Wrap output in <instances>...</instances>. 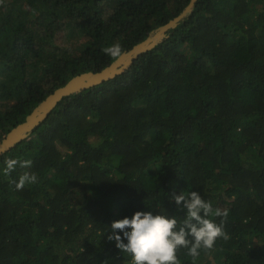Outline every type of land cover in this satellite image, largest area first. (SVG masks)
Returning a JSON list of instances; mask_svg holds the SVG:
<instances>
[{"label":"trees","instance_id":"1","mask_svg":"<svg viewBox=\"0 0 264 264\" xmlns=\"http://www.w3.org/2000/svg\"><path fill=\"white\" fill-rule=\"evenodd\" d=\"M188 2L0 0V139L70 78L109 65L105 47L130 49ZM16 157L31 167L5 176ZM24 172L37 183L17 189ZM180 191L228 211L230 238L195 264H264V0H197L168 39L62 98L2 154L0 264H130L111 223L182 220L168 197Z\"/></svg>","mask_w":264,"mask_h":264},{"label":"clouds","instance_id":"2","mask_svg":"<svg viewBox=\"0 0 264 264\" xmlns=\"http://www.w3.org/2000/svg\"><path fill=\"white\" fill-rule=\"evenodd\" d=\"M104 52L112 58H118L122 55V48L117 43L105 47ZM31 165V160L9 158L5 161L3 174L10 176L17 166L30 168ZM37 180L35 173L24 172L16 188L22 189L25 184H35ZM168 197L175 202L178 210L181 206L186 209L182 220L166 212L154 215L151 211H136L130 218L124 217L111 223L107 239L114 241L120 252L131 257L130 264H181L177 252L182 248L187 250L192 264H195L200 250H211L218 239L230 238L224 230L227 210L214 209L212 202L204 200L197 191L173 192ZM210 217L223 219L216 223ZM117 230L123 233V239Z\"/></svg>","mask_w":264,"mask_h":264},{"label":"water","instance_id":"3","mask_svg":"<svg viewBox=\"0 0 264 264\" xmlns=\"http://www.w3.org/2000/svg\"><path fill=\"white\" fill-rule=\"evenodd\" d=\"M196 1L189 0L177 16L151 30L143 40L134 44L130 49L123 51L120 57L115 58L103 69L97 72L88 71L75 75L64 85L48 94L21 123L14 126L0 139V156L14 148L21 141L28 139L32 131L48 116L62 98L78 94L122 74L130 68L133 61L141 54L148 52L168 39L173 30L192 14Z\"/></svg>","mask_w":264,"mask_h":264},{"label":"rangeland","instance_id":"4","mask_svg":"<svg viewBox=\"0 0 264 264\" xmlns=\"http://www.w3.org/2000/svg\"><path fill=\"white\" fill-rule=\"evenodd\" d=\"M60 39H61V41H62V40H63V37H61Z\"/></svg>","mask_w":264,"mask_h":264}]
</instances>
